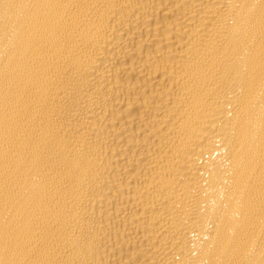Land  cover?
<instances>
[{
    "label": "bare ground",
    "instance_id": "bare-ground-1",
    "mask_svg": "<svg viewBox=\"0 0 264 264\" xmlns=\"http://www.w3.org/2000/svg\"><path fill=\"white\" fill-rule=\"evenodd\" d=\"M0 264H264V0H0Z\"/></svg>",
    "mask_w": 264,
    "mask_h": 264
}]
</instances>
